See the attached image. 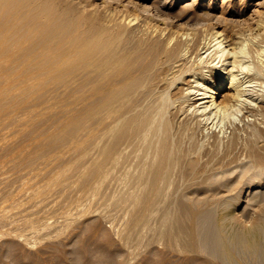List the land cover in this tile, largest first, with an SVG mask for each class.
<instances>
[{
  "label": "rangeland",
  "instance_id": "rangeland-1",
  "mask_svg": "<svg viewBox=\"0 0 264 264\" xmlns=\"http://www.w3.org/2000/svg\"><path fill=\"white\" fill-rule=\"evenodd\" d=\"M13 1L0 9V264H182L188 259L264 264L231 253L229 258L198 253L194 213L184 200L195 190L201 193L220 160L251 161L255 167L264 162V28L258 31V22L264 27V0H199L198 17L208 13L202 21H177L174 15L193 0H169L175 5L163 10L170 14L159 24L164 36L162 29L152 30L160 23L156 16L130 6L129 12L113 13L128 25L125 33L118 30L121 39L90 54L71 45L55 21L42 16L44 10L40 14ZM94 3L101 16L108 8L122 9L117 1ZM107 14L109 19L112 13ZM204 22H220L221 30L245 40L246 55L235 69L243 88L227 84L221 110L211 107L212 99L198 100L206 96L212 70L218 71L219 60L210 58L213 49L201 51L204 63L193 46L194 52L185 47L178 57L164 50L166 44L173 47L175 39L169 44L166 39L177 29L202 43L213 26ZM83 30L85 36L94 31ZM118 31L110 34L119 36ZM152 38L166 43L159 45L160 54L150 49ZM231 69L228 63L222 72L229 77ZM235 90L241 93L238 102L228 98ZM208 104L207 115L194 116ZM146 120L139 137V121ZM191 161L195 170H189ZM247 192L235 193L233 205ZM257 198L252 204L264 212V197ZM222 212L217 208L216 217ZM241 217L250 226L249 216Z\"/></svg>",
  "mask_w": 264,
  "mask_h": 264
},
{
  "label": "bare ground",
  "instance_id": "bare-ground-1",
  "mask_svg": "<svg viewBox=\"0 0 264 264\" xmlns=\"http://www.w3.org/2000/svg\"><path fill=\"white\" fill-rule=\"evenodd\" d=\"M91 1L92 0H24V1L21 0L22 4L24 2V4L27 6L26 8L32 7L33 11H35L38 8L37 10L40 14H41V12H43L42 10H44V12L42 13V16L44 13H46L43 17H45V19L48 20L49 22L55 21L54 22L55 24L53 23L55 28L58 29V31L60 33H62V35H64L66 38H68L69 43L73 46L82 47L87 54L93 53L97 49H104V48L108 49L109 45L111 43L113 44V42H115L117 40V38L121 39L120 36H122V35L120 33H122V34L125 33V30H126V28H128V25L125 23L127 26H123L124 25L123 19L121 21L115 20L113 18L114 12L120 11V13H123L124 10L129 12L128 8H130V6L133 8H136L137 10H139V7H140V9L143 10L144 15L156 16V19L159 20L160 23H158V25L155 24L154 26H152V30L155 28L153 30V32L155 31L154 33H156L158 31V29L159 30L162 29V27L160 28L159 24H163V22H165V20L167 21L168 18H166V15H170V14H165V12L163 10L164 9L171 10L175 5L173 3V1L169 2V0H162L161 4H159L160 0H155L152 5L145 4L146 0H112V1H117V3L120 4L118 7L122 8V9L119 10V8H116V9L108 8L104 13V16L108 15L107 14L108 12L112 13V14H110L109 19H108V17L98 15V12L100 11L101 8L94 3L95 0H93V2H91ZM198 1L199 0H193V2L191 4H183L182 10H180L181 8L178 9V10H180L179 13L177 12V14L175 13L176 16L174 15V17L177 19V21L185 19V18L187 20L189 18L190 21H191V19L194 20L196 18L197 19L198 18L204 19L203 13H206V12L201 13L203 18H202V16L198 17L200 15V13L198 11L199 5L197 4ZM13 2H14L13 0H0V9H3L4 7L10 6ZM17 2L19 3V1H16V3ZM45 2H47L48 4ZM259 2L257 5L261 4L260 5V7H261L263 5V2H260V3ZM21 7H23V6L21 5ZM40 8H41V10H40ZM24 9H25V7H24ZM127 12L123 15V18L126 14H128ZM257 12H258V10H257ZM63 14L68 15V17L66 15L64 16ZM206 14H208V13H206ZM206 14H205V18L208 17V19H209L210 16L209 15L207 16ZM98 16H99V18H98ZM130 16H132V15H129V17ZM65 17H67V19H65ZM145 17H147V16H145ZM213 17L212 18L210 17L211 20L213 19ZM215 18L218 19L217 17H215ZM219 19H218V21H220ZM48 21H47V24H50ZM196 21H199V20H196ZM205 21L208 22V20H205ZM200 23H202V22H200ZM206 23L204 22V25H206ZM214 23H216V22H214ZM207 24L211 25V23L210 24L207 23ZM216 24H214V25L212 24L213 26L211 25L212 29H211L210 37L204 38V41L201 39L203 41L202 43H200L199 40L196 41L197 38H194V37L191 38V35H192L191 33H188V32L182 33L181 30L178 31V29H177L176 32L174 30V32L172 34H171V32H170V35H169V33L167 34V35H169V37H167L168 40L166 39V42L168 41V44L172 43V41L175 39L173 47L171 49H169L170 45L168 46L165 42L163 44L161 43V45H160V42L158 41L159 39L157 40V39L152 38V39H150L151 40L150 44L149 43L148 44L150 45V49L152 50L153 53L154 52L156 53L157 49H159L160 46L166 44L164 50H166V48H168L169 50L167 49V51L172 56H174L177 53L179 54V51L185 47H186V49H192L194 47L195 50L198 52V54L196 56L199 55L198 57H200L199 59H201L202 63H204L205 61L200 56L201 51L203 49H205L206 50L205 53H207L211 49H213L210 52V54H212L214 52L213 55L210 57L213 61L212 63H215L216 60H219V62L217 64H219V63H222V64L220 65V68H218L217 64H216L215 68H216V71L217 70L218 71L215 72V70H212V72H214V74H215V75H213L215 77V80L213 81V79H212L214 77H212L210 79V81L208 83L209 85H207L205 87L206 96H204L203 98L199 97L198 100H202L201 104H204V103H208V102H203V101H205L206 98L212 99V102L210 101L212 103L211 107L214 106L213 107L214 110L215 109L221 110L223 107L226 106V104L224 102L227 98L222 96L221 93H222V90L226 88L227 84L231 85L229 88L232 90H234L233 88L237 89V88H241L243 86V85L242 86L239 85L240 83H239V79H237L238 78L237 75L235 74V69L238 68L239 64L243 62V61L241 62V60H240L241 54H244V55H246V54L243 52V49H244L243 47L245 44V42H244L245 40L243 39V36H241L240 34H239L240 35L239 36L238 34L229 33L227 31H225L224 29L221 30L218 27V25H221L220 22L217 25ZM258 24H260V25H258ZM258 24H256L259 26L258 31H261L264 27L261 28L262 24L259 22H258ZM200 25H202V24H200ZM204 25H202V26H204ZM149 26L150 25H148V27ZM256 27L254 28L255 30H256ZM122 28H124V30ZM210 28H209V30H210ZM83 29H86L85 31H87V32L89 30V33H87V35L90 34L91 31H93V30L94 31L91 32L90 35L85 36L86 32L84 34ZM120 29H121V31H120ZM78 30H82L81 32H83L84 35L81 34L80 31H79L80 35L77 34ZM115 30L120 31V33H119V31L117 32V33H119V36L117 34L116 35L110 34L111 31H115ZM150 30H148V31L150 32ZM141 31H143V30H141ZM163 31H166V30L162 29V31H160V32L163 33ZM262 31L264 33V30H262ZM160 32H159V34H160ZM141 35L144 36V34H141ZM154 35H156V34H154ZM158 35H156L157 37H155V38H160V37H158ZM148 36L149 35H147V37ZM151 36H153V35H151ZM163 36H164V33H163ZM150 37H148V39ZM262 37H264L263 34H262ZM244 38H245V36H244ZM141 39H142V37H141ZM83 40L85 42H83ZM146 40H147V38H146ZM262 40L264 41V39H262ZM146 42H148V41H146ZM146 42H144V43H146ZM192 42L194 44H192ZM261 44H262V42H261ZM147 49L149 50V47ZM140 50H141V48H140ZM142 52H144V49ZM157 52H158L157 54H160L159 51H157ZM168 52L166 53V56H167ZM192 52H194L193 49H192ZM177 55H175V56H177ZM191 55H192V53H191ZM141 56L139 55V58H142ZM166 56H165V58H166ZM153 57H155V55ZM167 57H171V56H167ZM146 58H148V56H146ZM153 59L154 58L151 59V62ZM192 59H193V57H192ZM229 59H232V60L229 61ZM156 60H158V59H156ZM166 61H168V58ZM145 62H143V63H145ZM174 62L175 61L173 60V63ZM177 62H179V61H177ZM169 63H167V64H169ZM228 63L230 64V66H232V69L229 70V72L227 70L229 77H226L224 75V73L222 72V67H224L226 64L228 65ZM240 65L242 66V64H240ZM177 66H179V65H177ZM240 68H242V67H240ZM141 69L142 68H139V71ZM144 69H145V67H144ZM238 71H240V69ZM217 73H218V75H217ZM142 78L143 77L139 76V88L143 84L142 81L145 83V80ZM180 78L181 77H179L177 80H180ZM237 81H238V83H237ZM237 84H238V87H237ZM189 87L191 89V85H189ZM143 88H140V89H143ZM186 89H183V90L185 91ZM242 90L244 91V89H242ZM5 93H6V91H5ZM188 93H189V95H191L190 92H188ZM207 94H209V95H207ZM240 94H239L238 90H235L234 94H231L229 97L228 96L227 97L231 98L233 96L234 101L235 100L237 101V100H239L238 97L240 96ZM200 95H202V94H200ZM221 97H224V98L221 100L220 99L218 100V98H221ZM189 98L190 99H188V101L191 100V97H189ZM178 99H180L178 101H181V100L183 101L182 98H178ZM186 100H187V98H186ZM186 100L184 99V101H186ZM193 100H191V102ZM230 100H228V102ZM231 101L234 102L233 99ZM231 101H230V103H228V102H226V103L231 104ZM173 102H175V100H173ZM186 102H183V103H186ZM210 102H209V104H210ZM173 104L176 105V103H173ZM209 104H208V106H206L202 110L199 109L197 111L195 109L194 111H196L197 114L195 113L194 116L195 117H196V115L198 116L199 115L198 112H200V111L202 114L205 113L207 115V113H208L207 109L209 107ZM180 105H183L182 102L180 103ZM180 105H179V107H180ZM211 107H209V108L212 109ZM183 109H184V105L182 108L180 107L179 110H183ZM139 111H140V109H139ZM186 111H187V109H186ZM179 113H180V111H179ZM139 115L142 116V113H140ZM180 115L181 114H179L178 116H180ZM192 115H193V113H192ZM199 117H200V115H199ZM179 120H181V119H179ZM183 120H185V118H183ZM147 121L148 120L143 121V122L139 121V137L142 136L144 123L147 124ZM187 123H188V121H187ZM185 126H187V125H185ZM141 158H144V157H141ZM230 159L228 158L226 160H230ZM231 160L234 161V159H231ZM193 161H194V159H193ZM233 161L229 162L227 165H226V163L225 164L221 163L222 162L221 160L219 163L216 162L217 164H214L215 165L214 168L213 167L211 168V170L212 169L214 170V172L212 171L214 174L211 173L212 175H209L210 178H208V180H206L204 184L202 183L203 185L202 184L199 185V187L202 185L200 187L202 189H199V190H201V193H199V192L197 193V190H195V192H192V194L190 193L191 195L189 194V195L185 196V198H184L187 206L194 213V214H192V215H194V220L191 223L193 226L192 234H193L194 245L196 247V251L200 254H207L210 256L220 254L223 258H229L230 253H231V254H235L237 256H241V257H249L250 259H254V261L260 260V261L264 262V212L260 211L261 209L258 210V208H260L258 205L259 203L252 204L253 199H255L257 196H258V198L264 197V162L260 163L261 162L260 161L259 162L260 164H258V166L255 167L252 165V163H250L251 162L250 160H249L250 162L244 161L245 163H241V164L236 163L237 160L235 163H233ZM225 162H228V161H225ZM188 164H189L188 165L189 170H192L194 168V165H193L194 163H192V161H191V162H188ZM194 170H195V168H194ZM211 170H210V172H211ZM244 190H248V192L246 193V194H248V196H249V194H251V195L255 194V195L253 197H250V200H249L248 196H246V195L238 197V203L234 206L233 200H234V198H236V197H234L235 196L234 194L237 192H239V194L241 192L243 193ZM217 208H219L223 211L222 215L218 218L215 215ZM189 209H187V210H189ZM228 210H230V212L226 213ZM262 210H264V209L262 208ZM192 211H190V212L192 213ZM257 212H259V214ZM241 215L242 216L243 215L249 216L250 226H248V223H245V221L242 219ZM245 218H247V217H245ZM230 227H233V228H230ZM44 235H46V234H44ZM149 264H151V263H149ZM182 264H202V262L200 260H197V259H188V260L184 261Z\"/></svg>",
  "mask_w": 264,
  "mask_h": 264
}]
</instances>
